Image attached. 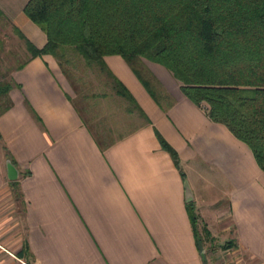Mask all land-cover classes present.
<instances>
[{"label":"crops","instance_id":"crops-1","mask_svg":"<svg viewBox=\"0 0 264 264\" xmlns=\"http://www.w3.org/2000/svg\"><path fill=\"white\" fill-rule=\"evenodd\" d=\"M27 1L0 0V260L215 264L223 248L264 264L249 146L161 64L88 62L73 46L34 55L27 41L47 37Z\"/></svg>","mask_w":264,"mask_h":264},{"label":"trees","instance_id":"trees-1","mask_svg":"<svg viewBox=\"0 0 264 264\" xmlns=\"http://www.w3.org/2000/svg\"><path fill=\"white\" fill-rule=\"evenodd\" d=\"M24 12L47 37L39 49L26 40L34 55L73 46L88 62L163 65L264 172V0H28Z\"/></svg>","mask_w":264,"mask_h":264},{"label":"rangeland","instance_id":"rangeland-1","mask_svg":"<svg viewBox=\"0 0 264 264\" xmlns=\"http://www.w3.org/2000/svg\"><path fill=\"white\" fill-rule=\"evenodd\" d=\"M1 69L2 68L0 67V75H2V76H0V87H3V86H6L8 84L9 79H8L7 76L3 75V72H2ZM215 255H216L215 256V260H214L215 264H220L222 261H224V260H230V259H232L234 257V255L232 253L229 254L228 251H225L223 253V248H218L216 250V252H215ZM11 259L5 260V262L2 261V260H0V264H14L13 261H11Z\"/></svg>","mask_w":264,"mask_h":264},{"label":"built area","instance_id":"built-area-1","mask_svg":"<svg viewBox=\"0 0 264 264\" xmlns=\"http://www.w3.org/2000/svg\"><path fill=\"white\" fill-rule=\"evenodd\" d=\"M205 112H206V109L204 107H201ZM207 113V112H206ZM220 264H247L245 262H242L240 261L239 259L233 257L232 259L230 260H224L222 261Z\"/></svg>","mask_w":264,"mask_h":264}]
</instances>
